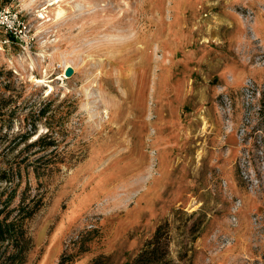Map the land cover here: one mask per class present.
I'll return each instance as SVG.
<instances>
[{"label":"rangeland","instance_id":"rangeland-1","mask_svg":"<svg viewBox=\"0 0 264 264\" xmlns=\"http://www.w3.org/2000/svg\"><path fill=\"white\" fill-rule=\"evenodd\" d=\"M2 3L10 264H264V0Z\"/></svg>","mask_w":264,"mask_h":264},{"label":"trees","instance_id":"trees-1","mask_svg":"<svg viewBox=\"0 0 264 264\" xmlns=\"http://www.w3.org/2000/svg\"><path fill=\"white\" fill-rule=\"evenodd\" d=\"M30 133H27L29 136ZM47 136V135H46ZM39 139V138H38ZM11 173L5 169L0 170V184L3 182L12 181L13 177ZM8 199H3V193L0 192V260L1 264L11 263L16 261L17 255L13 253L4 257L5 251L12 247L14 250L21 252L26 245L25 229L23 227L21 216L19 218L14 217L10 219L11 211H8ZM25 211V208L22 207ZM27 212V211H25ZM32 211H30L31 214ZM30 216V215H28ZM24 219V218H23ZM166 232L162 229V226H158L153 235L145 242V245L137 254V256L129 264H158L161 255L162 248L167 244ZM2 248L6 249L2 251ZM165 253L167 249H165ZM22 253V252H21ZM164 253V252H163ZM9 260V262H8Z\"/></svg>","mask_w":264,"mask_h":264},{"label":"built area","instance_id":"built-area-1","mask_svg":"<svg viewBox=\"0 0 264 264\" xmlns=\"http://www.w3.org/2000/svg\"><path fill=\"white\" fill-rule=\"evenodd\" d=\"M27 26L24 21L21 20L17 12H14L12 9L7 8L0 0V30H3L6 33V36L9 38L19 39L24 42L22 46L28 45L29 35L27 32ZM9 40L8 38L4 41Z\"/></svg>","mask_w":264,"mask_h":264},{"label":"bare ground","instance_id":"bare-ground-1","mask_svg":"<svg viewBox=\"0 0 264 264\" xmlns=\"http://www.w3.org/2000/svg\"><path fill=\"white\" fill-rule=\"evenodd\" d=\"M65 10L62 7H59V9L56 12L57 18L61 17L64 14ZM38 81H41L42 79L37 78ZM207 126V123H205L204 128ZM201 152H199L200 154Z\"/></svg>","mask_w":264,"mask_h":264},{"label":"water","instance_id":"water-1","mask_svg":"<svg viewBox=\"0 0 264 264\" xmlns=\"http://www.w3.org/2000/svg\"><path fill=\"white\" fill-rule=\"evenodd\" d=\"M73 73H74V68L72 66H69L65 69V75L66 76H71V75H73Z\"/></svg>","mask_w":264,"mask_h":264}]
</instances>
